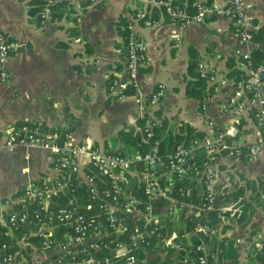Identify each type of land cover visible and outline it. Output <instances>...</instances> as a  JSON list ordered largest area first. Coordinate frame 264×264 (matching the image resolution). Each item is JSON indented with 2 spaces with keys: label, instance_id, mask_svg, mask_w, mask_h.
<instances>
[{
  "label": "crops",
  "instance_id": "obj_1",
  "mask_svg": "<svg viewBox=\"0 0 264 264\" xmlns=\"http://www.w3.org/2000/svg\"><path fill=\"white\" fill-rule=\"evenodd\" d=\"M214 1L219 5L227 2ZM95 2L74 1L78 15L76 21L70 18L50 19L38 26L28 14V0H0V29L6 31L18 45L6 63L10 79L0 82V203L4 205L0 207V217L6 207L5 199L20 192L28 180L52 174L44 149L6 146L3 126L43 119L51 128L69 126L76 138L100 146H105L108 141L111 145L108 149L117 150L123 144L116 142V145H112L110 138L127 126L137 127L140 98L136 94L122 97L112 95L108 77L112 72L116 78L123 79L125 75V61L116 47L122 40L118 31L119 18L125 16L130 21L138 8L148 7V0ZM246 2L253 29H257L264 24V0ZM151 15L134 20L133 23V29L147 41L146 59L137 80L139 88L148 95L158 83H165L167 91L155 106L159 109L157 117L168 118L172 127L186 122L213 137L214 127L204 120L198 99L185 92L189 62L195 56L199 64L226 71L230 58L234 57L237 64L240 63L235 55L236 48L252 51L257 43L254 40L241 42L234 22L224 15L210 16L204 23L190 22L186 26L173 22L162 10L158 11L157 16L154 13ZM74 27L78 28L79 33H71ZM61 41L68 42V45H58ZM87 42L91 52L86 51ZM96 60L100 61L99 65ZM119 64L122 67L117 69ZM232 94L234 88L229 84L216 93L209 104L207 113L215 126L225 127L232 123L234 111L222 109ZM250 107L254 108V113L248 112ZM261 109L264 113V104ZM72 118L97 126L101 135L76 133ZM243 121L241 133L229 143L230 151L226 154L222 149L219 151V194L246 185L248 179L264 177V137L252 160L243 161L233 153L235 148L238 154L239 148L257 143L259 126L255 106L246 108ZM254 194L256 191L252 187L245 191L244 196L249 205L255 203ZM249 205L234 207L231 202L226 203L223 207L233 208L232 216L224 217L219 225L220 233L216 235L219 238L226 235L235 240L236 246L241 247L239 264H248L249 250L253 245L261 246L264 238L263 221L254 239L249 235L246 238L250 242L245 240V244L240 243L243 240L241 233H252L254 228L251 227L252 221L250 223L246 219L239 222L237 216L233 215L238 209L243 210ZM257 208L264 214L262 206L258 205ZM159 209L158 206L155 211ZM180 209H183L181 213ZM191 209V205L182 204L172 207L170 214L177 219L184 218ZM248 213V217L251 216L250 209ZM189 235L186 233L184 236L188 238ZM174 236L175 232L172 238ZM212 245H206L209 251ZM245 249L248 251L244 256Z\"/></svg>",
  "mask_w": 264,
  "mask_h": 264
},
{
  "label": "built area",
  "instance_id": "obj_2",
  "mask_svg": "<svg viewBox=\"0 0 264 264\" xmlns=\"http://www.w3.org/2000/svg\"><path fill=\"white\" fill-rule=\"evenodd\" d=\"M39 14L40 23L44 25L51 19L52 6L57 0H43ZM79 1L81 0H73ZM96 3L95 0H89ZM102 1V0H98ZM192 8H188V2ZM148 7L138 8L129 21L128 54L125 60V77L113 78L110 91L119 97L126 96L122 91L128 83L133 84L135 93L141 102L140 116L145 117V132L147 137L153 134L152 127L158 117L150 113L164 97L167 86L158 83L148 95L142 93L138 85L140 69L146 59L147 41L133 29L134 20L147 15L152 16L155 9H160L173 22L186 26L190 22L204 23L214 15H224L232 19L239 40L247 43L253 40V26L247 10L246 0H227L223 5L214 0H148ZM88 5V4H87ZM87 7V6H86ZM17 43L10 35L0 29V82L10 79L6 63L10 53L16 49ZM235 55L245 68L246 76L232 79L225 70L214 66L199 64L201 77L213 85V92L205 96L200 106V113L206 123L214 127V136L205 133L189 142H179L167 157L166 170L158 152V142L153 149L142 151L136 149L121 152L108 149L105 146L90 144L75 137L69 126L51 128L43 119L26 120L5 125L2 131L5 145L33 146L45 150V159L52 174L28 180L21 192L5 199V208L0 217V223H7L5 234L15 236L16 231L25 232L17 239L20 249H11L7 242L0 246V264H100L101 258L90 253V248L97 249L100 242L87 243L93 236L98 235L100 223L96 215L105 214L117 236L125 232V217L121 213H130L135 225L128 229V240H118L116 237L115 257L122 264H139L138 256L133 251L134 246H140L144 240L146 223H153L155 207L152 201L144 205L147 213L139 207V199L127 194L126 184L130 177H138L144 193L149 197L165 195L169 186L174 184L175 175L183 176L190 171L200 174L204 189V201L201 209H215L216 198L219 194L217 179V163L219 145L228 137H237L241 131L246 108L255 106L257 117V143L248 146L246 156L252 160L263 142L264 113V61L255 64L251 59V51L241 47L235 49ZM99 65L100 61L96 60ZM231 84L234 88L224 111H234L233 121L225 127L215 126L208 116L209 104L214 95ZM142 98V100H141ZM203 153L199 163L197 156ZM202 165V167H200ZM138 167H141L139 169ZM166 175L167 187L160 186V176ZM19 205L20 209H13ZM4 213H8L7 219ZM146 219L144 230L140 229L138 220ZM26 230L22 227L26 226ZM154 229H151V232ZM198 231L207 235H218L219 228L200 224ZM147 232H150L148 229ZM111 234V232H106ZM166 245H174L172 236L164 239ZM107 248L108 243H103ZM200 252L198 260L201 264L207 261L209 249L204 244H198ZM87 255H82L84 253ZM107 261L108 258L105 257Z\"/></svg>",
  "mask_w": 264,
  "mask_h": 264
},
{
  "label": "trees",
  "instance_id": "obj_3",
  "mask_svg": "<svg viewBox=\"0 0 264 264\" xmlns=\"http://www.w3.org/2000/svg\"><path fill=\"white\" fill-rule=\"evenodd\" d=\"M43 0H28V14L34 18L37 25L40 26V14L41 5ZM188 8H192V2L189 1L187 4ZM51 19L61 20L62 18H70L76 21L78 15L75 10V3L73 0H57L52 6ZM158 9L154 10V15H158ZM118 31L121 35V42L117 43V49L122 60H126L128 54V35L130 33L129 20L125 16H121L118 21ZM71 33H79L78 28L74 27ZM253 40L257 43V46L251 51V59L255 64L264 61V24L253 30ZM58 45L66 46L68 42H59ZM86 51L91 52V46L86 43ZM227 75L232 79H239L246 76L245 68L241 63L237 64L236 58L232 57L227 63ZM122 67V64L116 66L117 69ZM199 62L196 57L193 56L189 62L187 68V85L185 88L186 94L189 96L196 97L198 99L200 108L205 96L213 92V85L210 84L206 78L201 77L198 71ZM115 77L114 73H110L108 77V85L112 82ZM125 77V75L123 76ZM125 95L135 93V87L133 84L128 83L122 91ZM116 95V94H112ZM112 97V96H111ZM248 112L254 113V108L250 107ZM159 112L158 108H153L152 112L145 113L148 116L152 113L154 116ZM244 122V121H243ZM243 122L241 126H243ZM137 127L127 126L114 136L110 138L113 141L112 145H116V142H120L123 145L118 149L121 152H130L136 149L142 151H149L153 149L155 141L158 142V152L163 160V166L166 170L167 157L174 150L177 143L185 141L189 142L196 137H201L205 134L204 131L197 127L190 125L186 122H182L180 126L172 127L169 123V119L163 117L158 118L157 123L152 127L153 134L151 136L146 135L145 132V117L139 116L136 120ZM233 137L225 139L224 143L219 145L224 154L228 153L229 143ZM106 148H111V145L106 141ZM228 148V149H227ZM237 148L233 149L234 155H239L243 161H248L246 153L248 147L243 146L239 148V153H236ZM220 154V153H219ZM203 153L197 156V160L200 163L203 159ZM202 167V165L200 166ZM141 169V167H138ZM130 177L126 184L127 194H132L137 197L140 201L139 207L142 208L144 213H147L144 205L149 201H152L155 209L159 206V210L155 211L157 215L153 223H146V219L141 217L137 223H139L140 229L144 230V223L147 224L144 232V240L140 242V246H134L133 251L136 249L139 264H201L198 260L200 252L196 250L198 244L212 245V248L208 252L207 261L205 264H239L240 263V250L241 247L236 246L235 240L223 235L222 238L216 235H207L198 231L200 224L208 225L210 227L219 228L220 223L224 217L232 216L233 208H224L226 203L231 202L234 207H240L243 204L249 205L246 201L245 191L247 188L252 187L256 191L253 195L255 203L250 204L243 210H237L233 216H237V221L244 222L246 219L251 223V227L254 228L253 235L257 234V230L260 229V225L264 221V214L258 210L257 206L264 208V177L257 179H248L246 185L238 186L234 190L227 192L221 191L218 194L215 202V209H201L200 206L204 201V189L202 184V178L199 179L200 174L195 171H190L183 176L175 175L174 184L169 186L166 190L165 195L159 197L149 198L145 193L138 181V177ZM160 178L161 188L167 187L168 180L166 175H162ZM21 192V191H20ZM162 199V200H161ZM167 199V200H164ZM161 200V201H160ZM167 202V204H163ZM160 203V204H159ZM180 207L182 204L191 205L192 209L187 216L179 218L178 220L184 221L183 226L174 225L172 220L173 215L170 214L171 208L169 207ZM158 205V206H157ZM250 207V208H249ZM20 209L19 205H14L13 209ZM251 211V216L248 217V210ZM119 216L125 217V232L117 236V233L113 231L110 222L107 220L106 215L100 213L96 215V222L100 223L101 232L98 235L93 236L87 243L90 245L91 242H100L101 246L97 249L90 248V253L95 254L101 258L100 264H122L121 260H117L113 247H115V239L128 241V229L131 231L132 226L135 225L132 215L130 213H121ZM181 213V212H180ZM8 213H4V218L7 219ZM8 220V219H7ZM27 225L22 227L26 230ZM8 229L7 223H0V246L3 242H7L11 249H20L17 239L21 237L25 232L16 231L15 236H9L5 234ZM148 229L150 232H147ZM151 229L154 231L151 232ZM111 232V234H106ZM174 232L176 236L173 237L174 245H166L164 239L173 236ZM220 232V230H219ZM224 232V231H223ZM189 233V237L186 238L184 235ZM108 243L109 248L103 245ZM84 253L82 255H87ZM249 259L248 264H264V238L262 239L261 246H252L248 252ZM105 257L108 260H105Z\"/></svg>",
  "mask_w": 264,
  "mask_h": 264
},
{
  "label": "rangeland",
  "instance_id": "obj_4",
  "mask_svg": "<svg viewBox=\"0 0 264 264\" xmlns=\"http://www.w3.org/2000/svg\"><path fill=\"white\" fill-rule=\"evenodd\" d=\"M71 121H73L72 123H73V126L75 127L76 133H80V134L87 133V134H91V135L93 133H95L96 135H99V136L101 135L100 128H98L97 126H93L90 122H87L85 124L83 122H80V120H78V118H72ZM98 139L100 140V138H98ZM14 174H15V172H14ZM0 207L3 208L4 205L2 203H0ZM182 210L183 209H180V212H182ZM154 215L156 217V214H154ZM172 218H173L172 220H174V225L179 226V227L184 225V221L178 220L176 216L173 215ZM224 228H226V227H224ZM239 232H241V231H239ZM249 235H253V233H251V232H248L246 234L241 233L243 240H241L240 243L245 244V240L248 241L246 237H248ZM256 235L252 236V239H254V237H256ZM244 237H245V239H244ZM248 242H250V241H248ZM247 251H248V249H247ZM247 251H246V249L244 250V252H243L244 256L246 255Z\"/></svg>",
  "mask_w": 264,
  "mask_h": 264
}]
</instances>
